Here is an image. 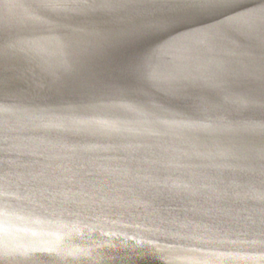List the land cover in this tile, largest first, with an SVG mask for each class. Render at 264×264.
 <instances>
[{
  "label": "water",
  "instance_id": "water-1",
  "mask_svg": "<svg viewBox=\"0 0 264 264\" xmlns=\"http://www.w3.org/2000/svg\"><path fill=\"white\" fill-rule=\"evenodd\" d=\"M36 14L32 0H0L13 40L46 50L43 60L21 53L5 66L17 79L0 96V255L14 258L0 264H131L105 254L142 247L160 259L136 264H264V246L224 243L250 231L262 191L259 178L247 187L234 178L238 162L221 154L230 134L159 123L181 110L151 113L144 103L167 99L156 90H146L135 111L117 107L133 102L108 91L119 87L120 67L159 40L85 57L63 74L48 51L53 35L27 23ZM240 59L226 43L191 36L160 53L157 68L164 77L215 78ZM81 118L120 131H69V120Z\"/></svg>",
  "mask_w": 264,
  "mask_h": 264
},
{
  "label": "snow or ice",
  "instance_id": "snow-or-ice-1",
  "mask_svg": "<svg viewBox=\"0 0 264 264\" xmlns=\"http://www.w3.org/2000/svg\"><path fill=\"white\" fill-rule=\"evenodd\" d=\"M32 7L37 14L29 16L27 23L53 35L54 48L48 51L55 52L63 74L74 72L85 57L152 38L159 40L157 47L123 64L119 87L108 91L114 92L113 98L133 102L117 107L135 111L139 106L135 102L143 100L144 92L156 90L167 99L144 103L151 113L160 116L169 107L183 113L169 115L159 123L193 135L229 133L221 154L238 162L234 178L244 187L259 178L262 191L260 203L254 205L260 215L252 220L250 231H241L235 240L229 237L224 243L264 246V0H32ZM14 29L11 22H0V96L17 79L5 76L9 61L23 59L21 53L40 60L46 55L37 42L21 47L24 42L13 40ZM191 36L202 37L207 44L226 43L229 51L242 59L220 66L215 78L164 77L157 68L158 55L177 38ZM89 114L85 108L83 115ZM69 125V131H120L115 123L102 120L70 119ZM105 255L127 257L131 264H136L137 258L160 259L156 250L147 247ZM13 258L11 253L0 255V261Z\"/></svg>",
  "mask_w": 264,
  "mask_h": 264
}]
</instances>
